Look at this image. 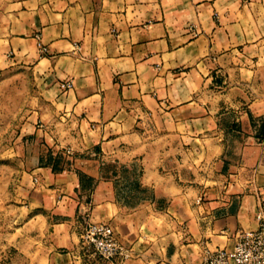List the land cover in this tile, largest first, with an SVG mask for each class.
<instances>
[{"label":"crops","instance_id":"obj_1","mask_svg":"<svg viewBox=\"0 0 264 264\" xmlns=\"http://www.w3.org/2000/svg\"><path fill=\"white\" fill-rule=\"evenodd\" d=\"M0 20L6 66L36 91L29 264H112L81 245L88 222L111 223L122 264H203L259 227L264 0H3ZM123 141L145 155L128 196L90 156Z\"/></svg>","mask_w":264,"mask_h":264},{"label":"rangeland","instance_id":"obj_2","mask_svg":"<svg viewBox=\"0 0 264 264\" xmlns=\"http://www.w3.org/2000/svg\"><path fill=\"white\" fill-rule=\"evenodd\" d=\"M35 98L32 76L7 67L0 52V264H29L32 258V240L25 228L30 207L21 180L24 152L32 147L31 139L22 136L23 125L32 112ZM128 145L123 141L117 145L119 150L112 145L105 152L90 155L99 157L105 164L104 176L117 177L122 195L127 196L133 191L143 192L139 180L144 177V170L130 163L145 158L144 154L130 152Z\"/></svg>","mask_w":264,"mask_h":264},{"label":"built area","instance_id":"obj_3","mask_svg":"<svg viewBox=\"0 0 264 264\" xmlns=\"http://www.w3.org/2000/svg\"><path fill=\"white\" fill-rule=\"evenodd\" d=\"M41 49L47 50L44 46ZM256 219L259 221L258 228L238 231L232 247L208 250L203 264H264L263 204L256 213ZM80 242L91 253L112 264H122L132 253L107 221L86 223L80 234Z\"/></svg>","mask_w":264,"mask_h":264}]
</instances>
